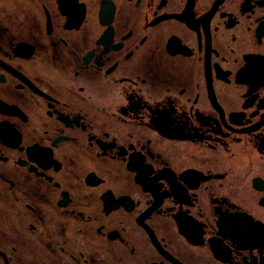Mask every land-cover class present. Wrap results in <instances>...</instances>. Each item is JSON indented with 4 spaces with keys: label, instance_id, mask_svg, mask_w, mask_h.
<instances>
[{
    "label": "flooded vegetation",
    "instance_id": "flooded-vegetation-1",
    "mask_svg": "<svg viewBox=\"0 0 264 264\" xmlns=\"http://www.w3.org/2000/svg\"><path fill=\"white\" fill-rule=\"evenodd\" d=\"M0 264H264V0H0Z\"/></svg>",
    "mask_w": 264,
    "mask_h": 264
}]
</instances>
